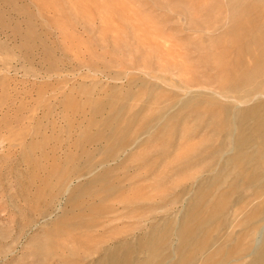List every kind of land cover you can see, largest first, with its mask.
I'll return each instance as SVG.
<instances>
[{
    "label": "rangeland",
    "instance_id": "obj_1",
    "mask_svg": "<svg viewBox=\"0 0 264 264\" xmlns=\"http://www.w3.org/2000/svg\"><path fill=\"white\" fill-rule=\"evenodd\" d=\"M227 13L223 0H0V264H95V261L102 258V248L114 243L112 241L113 237L115 238L114 234L121 236L128 232V235L133 237L138 236L140 231L145 232L148 229L150 223L147 222V218L141 217V219L140 215H149V220L150 218L164 220L167 218L166 214L175 220L181 217L184 207L188 206L192 198L194 178H197L199 172L207 168L208 164L207 166L196 164V167L191 166L193 169L181 166L186 164L185 160L198 154L201 145L202 148L212 146L214 149L213 145L223 141L222 133L217 136V132L214 131L218 127L216 122L205 125L193 118L197 112L204 114L202 116L209 114L211 116L214 112L215 115L217 114L215 109L219 100L213 102L206 96H210L212 92H219V81L224 77L222 75L224 73L221 74L220 70L224 56L219 53V45L221 47L223 44V40H219V22L227 19L229 16ZM177 88L191 90V93L186 95ZM200 90L205 98L203 96L190 100V104H186L184 110L181 109L182 111L179 112L180 108L175 103H179V100H187L189 94H197ZM110 96L115 97L117 101L114 100L111 107L109 102L104 108L103 105ZM100 100L105 102L99 105ZM123 100H126L125 104L126 107L129 106L128 108L122 105ZM205 102L208 104V110L206 105V109L203 108ZM165 103L168 106L165 105L164 108L170 110L168 115L171 116L174 112L176 114L177 119L172 121L175 123L172 126L174 129L177 128L175 130L181 129L179 135H177L179 130L175 132L176 134H172L170 129L172 123L169 122L166 125V130L169 131H164L161 139L144 137L143 146L132 150L122 148L110 159L107 166L96 167L103 161V153H101L102 157L99 155V150L104 143L98 141L102 145L97 142L96 145L94 142L93 145H87L89 140L85 143L84 138L96 134L97 129L99 131L102 129L104 135H107L106 132L109 133L108 127H104L102 116L107 119L109 113L122 106L121 113L124 111V114L121 119H126L125 121L129 123L131 121L130 133L135 129V133L132 135V132L131 135L137 136L136 133L140 130L136 129L137 126L139 128L137 120H141L139 117L143 120L149 117L148 120H151L163 114L164 111L160 109H164L162 107ZM99 106L105 109V113L100 116L97 113L95 116L99 117H95L92 115L93 109H97L94 112H102L98 110ZM108 106L110 109H107ZM190 106H194V109ZM210 107H213L212 114ZM131 111L132 113H128ZM133 111L134 113L138 111L134 114H138L136 119L135 117L132 119ZM126 114L131 115L129 117ZM168 115L166 117H169ZM93 117L98 119L94 118L93 121ZM181 117L189 120L184 119L182 124ZM99 118L102 125L98 124ZM146 119L145 122L148 121ZM132 120L137 122L133 123ZM143 120L138 124L144 125ZM194 121L197 123L195 124ZM93 122L97 123L93 124ZM114 124L113 122L111 125ZM133 124H136V127ZM163 124L167 122H163L162 127ZM91 125H95L92 130L89 129ZM200 128L205 132L201 133ZM82 132L83 137L80 138ZM81 143L82 145L85 143V147L81 148ZM224 143L222 142L221 145L223 144L227 149L228 142ZM75 144L80 148L79 146L76 148ZM202 148L200 152L205 150ZM81 149H86L85 153L81 154ZM92 149L96 152L89 153ZM192 151L194 154H191ZM93 152L95 159L92 158ZM190 154L192 156H189ZM85 157L94 160L93 164H95L89 169L85 168ZM77 159L81 162L77 163ZM120 161H123L122 168L118 169H122L121 171L111 172L108 175L110 179L106 176L107 180L105 178L100 182L97 180V187L92 185L96 177L121 164ZM84 163L86 172L83 169ZM73 164L75 168L81 166L82 173L80 168H78L80 174H76L75 168L72 172L69 168H72ZM66 169L69 170L65 175L63 171ZM213 170L214 168L210 169ZM69 171L74 175L69 174ZM61 173L65 175H63L64 180L61 178ZM86 173L88 176L85 175ZM76 175L83 178H76ZM114 175L122 179L117 180V177L114 179ZM90 176L95 180H90L92 178ZM72 179L80 182L77 184ZM108 181H111L110 187H115V192L112 194L118 201L114 200L112 194L102 192L104 187L101 186L105 184L107 187ZM63 182L70 186L67 193ZM119 183L122 187L118 186ZM73 184L80 188L76 189L78 187L74 186L72 189ZM184 186L191 191L186 192ZM87 187L88 189L93 187L91 188L93 190H85ZM80 189L85 193L78 194ZM94 189H98V192ZM73 190H78L76 195L78 197L74 196ZM181 190L186 192V197L182 198L183 191L176 196ZM89 191H94V194L89 195ZM100 193L104 197L105 194L110 195L109 202L114 200L115 202H112L114 204L108 202V197L107 200L103 199ZM80 194H87L89 197L83 195L81 199ZM69 195L74 200L76 198L80 200L69 201L67 198ZM89 198H92L91 203ZM178 198L185 201H178ZM93 199L96 202L100 201V205L93 204L92 202H95ZM101 199L104 200L102 204ZM171 199L175 202L174 205ZM77 201L79 203L75 205ZM84 201L89 203L84 204ZM134 201L137 203L132 206L139 208L135 209L136 213L128 206L129 209L125 211L126 217L115 220L109 219L111 217L105 214L108 207L114 206L117 209L121 208L123 203L130 204ZM71 202H74L73 209ZM81 204L86 208L83 206L81 209ZM110 204L112 205L107 206ZM74 206H77L75 210ZM158 206L162 207L161 210ZM94 207L96 210L100 207L101 212L97 211L92 215L89 214L90 212L87 213L91 210L94 212ZM157 207L158 211H156ZM65 209L68 213H64ZM79 211L83 214L81 217L78 215ZM96 213L101 216L96 215L97 219L94 217L91 221L89 218L91 216L93 218ZM103 214L108 216H106L107 221ZM174 215L177 217L175 218ZM136 216H139L137 217L139 220ZM76 217L88 218L86 222L95 221L93 224L96 225L95 229L97 227L96 232H93L95 231L93 226V229L88 230L86 227L85 230L84 225L78 224L82 220L77 223ZM100 217L104 218L99 220ZM73 220H76L75 223ZM69 221L73 223V227L75 224L81 226L78 227L81 229L77 228L74 232L75 229L70 227L71 234L58 235L65 232L64 224L67 229ZM98 221L101 226L98 225ZM60 222H62L60 225L64 226L60 228L61 231L55 228L60 226L58 225ZM135 222L137 225L138 223L142 225L135 226ZM53 223L58 226L54 227ZM106 223L107 225L102 226ZM161 225L160 227H164V223ZM168 226L170 229L171 224L169 223ZM52 227L57 230L56 237L53 235L55 233ZM51 228L52 233L48 231ZM81 230L85 231L78 232ZM171 233L169 232L170 241L167 240L168 232H165L166 235L162 238L153 239L168 245L173 240ZM50 239H54L59 244L56 251L48 252L54 246V241ZM37 245L43 246V253ZM144 249L137 255L133 254L131 256L133 260L136 258V260H144L149 257L150 254Z\"/></svg>",
    "mask_w": 264,
    "mask_h": 264
},
{
    "label": "bare ground",
    "instance_id": "obj_2",
    "mask_svg": "<svg viewBox=\"0 0 264 264\" xmlns=\"http://www.w3.org/2000/svg\"><path fill=\"white\" fill-rule=\"evenodd\" d=\"M223 3L225 5L226 12H228L227 14H229L227 19L221 20L219 22V40H223V44H224L223 47H222L223 44L221 45V47L219 45V49H220L219 53H221L224 56V59H222L221 63H220L221 67L220 66L219 67H220V70L222 71L221 74L224 73V74H222V75H224V77L222 78L221 81H219V89H218L219 92L218 93L212 92V94L210 96H208V97L206 96V98L211 99L213 102L219 100V104L217 106V109H215V111L217 112V114H216L217 117H215L216 116L215 112H214V114H212L213 113L212 108L214 107V105H212L213 107L212 108L210 107L212 110V111L210 110V113L212 114L211 116H210V114H209V116H206V115L202 116L204 114H202L201 112H197L195 114V117L194 118L192 117V118L196 121L203 122L205 125H211L212 123L216 122V124H218V127L214 131L217 132V136L222 133V138H223L222 142L223 143L228 142V144L226 145L227 149L223 147V144L221 145L222 142L221 143L219 142L220 146H219V144L213 145V146H215L214 149L212 146L210 148V146L208 147L207 145H206L207 147L202 148V145H201V148L205 149V150H201V152H200L201 148H199L198 154H196L194 156L191 155V154H194L192 151V153L189 155V156H192V158L188 157L189 159L187 161L185 160V163H186L185 165L181 166V164H180L181 167L190 168L191 166L193 167L196 164H200V165L204 164V166H205V164H206V166L208 164V166H207V168L201 167L204 169L199 172L200 174H198L199 176L197 178H194V180H193L194 182L192 184L193 185L192 187H194V190H192V195H191L192 198H191L188 206L184 207L185 209L182 211L181 217L179 219L177 218L178 220H175L172 217L173 215L171 216L172 218H170V216L168 214H166L167 218H164V220L163 219L160 220L159 218H154V220L153 219L151 220L150 217H149L150 218V220H149L148 219L149 215H146V216L140 215V218L141 217L144 219L147 218L146 219V220H148L147 222L150 223V225L148 226V229L145 232L140 231L138 236L136 235L133 237H130L128 235V232L126 234L121 235V236L120 235L118 236L117 233L114 234L115 238H116V236H118V237L116 239L113 237L112 241H114V243L109 244L108 247L105 246V248H102L103 252L102 253L100 252L102 254L101 255L102 258L95 261V264H264V0H223ZM223 9H224V7H223ZM150 80H152V79H150ZM177 89L180 92L181 91L185 92L186 95H187V93H191L190 92L191 90H186L185 88H183V89L177 88ZM192 90H195V89H192ZM202 90H206V89H202ZM202 90H200L197 94H195V93L193 95L189 94V98H187V100H185V101L179 100L180 101L179 103H175L178 106V108H180V110L178 109V111L180 112V111L184 110L183 108L186 106V104L187 105L190 104V100L195 99V98L199 99L200 97H203L204 96L202 94L203 92L201 93ZM207 94L208 93H206V95ZM114 98L115 97L112 98L110 96V98L108 97L107 102L103 101V102H105L103 105L104 108H105L106 104H109V102L111 103V104H109V106L111 107L112 102L115 100ZM156 98H157V96H156ZM156 98H154V99H156ZM203 98H205V96ZM109 99H111V100L113 99V100L111 101ZM179 99H181V98H179ZM101 100H104V99H101ZM101 100H100V102L98 101L99 105H100V103H103V102H101ZM176 100H178V99H176ZM116 101H117V99L115 100V102ZM152 101H154V100H152ZM169 102H171V101H169ZM118 103L122 104L121 102H118ZM125 103H126V100L124 101V103L122 105H124L126 107ZM167 103H168V101H167ZM198 103H199V100H198ZM200 103H202V101H200ZM205 103H204V106L202 104L204 109H206L205 105H206V107L208 105L207 102H205ZM165 105L168 106L165 103L162 108H164ZM97 107H98V105H97ZM110 107L109 108L106 107V108L110 109ZM116 107L118 108V106H116ZM128 107L129 106L127 105L126 108H128ZM190 107H192V106H190ZM199 107H200V105H199ZM99 108H100V106H99ZM104 108L102 107V109L101 108L98 109V110L102 111L101 112L102 114L100 112H94L97 110L96 108H95L96 110L93 109L94 114H92V115L95 116V114H97V113L99 116L104 115L103 114V112L105 113ZM126 108H124V110ZM174 108H175V106H174ZM192 108H191V110H192ZM103 109H104V111H103ZM195 109H197V107ZM122 110H123L122 106H121V108L119 106L118 110H114V112L109 113V117H107V119H105L106 117L103 118V116H102V119H104L103 120L104 121V127H108V130H109V133L108 132L105 133L107 135H104V133L101 132L102 129H101V131H99V129H97V127H96L95 131H96V129L98 131V132H95L96 134H94V135L90 134L91 136H89V134H87L89 137L86 139L84 138L85 141L89 140V143L87 145H90V144L93 145L95 142L98 143V141H102L101 143H104L103 145L99 144L100 142L98 143L99 145H102L100 147V150H99V152H100L99 155L102 156L101 153H103L104 157L102 156L103 161H101L100 163L98 162L99 164L96 165V167L102 168L104 166H107L110 159H112L118 151L122 150V148H128V150H132L135 148L138 149L139 147L143 146L144 137L161 139L160 137L163 135L164 131H167L166 125H168L169 122H170V124L172 123L170 129L172 130L173 135L176 134L178 130L179 131H178L177 135H179V132L181 130V129L175 130L177 128L174 129V126H172L173 124H175L172 121L174 119H177L175 112L172 113L171 116H169L168 111H170V110H168V109L166 110V108H164V109H160L161 111H164L163 114H160V115L152 118L151 120H148L149 117L147 119L145 118L146 121L148 120L147 122L144 121L145 119L143 120L142 118L139 117V119L143 120L145 122V124L142 121V124H144V125L141 126V124H138V123H141V120H137L138 121L137 125H139V128H137L138 126L136 127V124L135 125L133 124V126L136 127V129H138V130L140 129V130L136 133L137 136H132L135 133V129H133V127H132V129L134 131L132 130L133 133L131 132L132 133V135H131L130 126L132 125V123H131V121H130V123H129V121H125L126 119L125 120L121 119L123 117V114H124L123 113L124 111L121 113ZM207 110H208V107H207ZM134 111H133V117L131 116L132 119L134 117L136 119V115H138V114L134 115L135 113L138 112L137 111L134 113ZM175 111L178 112L177 110H175ZM128 113H132V111L128 112ZM194 113H195V111L193 112V114ZM205 113H206V110H205ZM130 115H127V116L130 117ZM139 115L141 116V114H139ZM167 115L169 117H166ZM97 116H95V117H97ZM188 116L191 117L190 115H188ZM95 117H93V119ZM129 117L127 118V120H129ZM100 118H99V120H97L98 124L100 123V120H101ZM137 118H138V116H137ZM95 119H98V118H95ZM95 119L93 121H95ZM184 119H183V117H181L182 124H183ZM186 120H189V118L185 119V121ZM137 121L135 120V122H137ZM180 121H179V123H181ZM111 122L112 123L114 122L115 124L111 125L112 124ZM132 122L135 123L133 120H132ZM163 122H167V124H165V125L163 124L164 126L162 127L161 125ZM187 122H189V121H187ZM95 123H97V122H95ZM95 123L93 122V124H95ZM101 123H102V121H101ZM196 123L197 122H195V124ZM91 124H92V122H91ZM105 125H107V126H105ZM94 126L95 125H93V126L91 125V128L89 127V129L92 130V128ZM204 128H206V127L204 126ZM213 128H212V130H213ZM86 130L89 131L88 129H86ZM205 130H207V128ZM188 131H190V130H188ZM203 131L204 130H202V132L201 131L200 132L203 133ZM92 133H93V131H92ZM81 134L83 135V132L80 133V135ZM82 135L80 136V138L83 137ZM201 136H203V135H201ZM213 136H214V134H213ZM217 136H214V137L218 138ZM164 138H166V137H164ZM209 138H211V137H209ZM171 139H172V137H171ZM87 142L88 141H86L85 143H87ZM92 142H94V143H92ZM202 142L204 144V141H202ZM85 143H84V145H85ZM205 143H207V142H205ZM212 143H214V142H212ZM84 145H82V143H81V145H80L81 148L85 147ZM95 145H96V143H95ZM76 146L78 147L79 145L75 144V147ZM80 146L78 148H80ZM204 146H205V144H204ZM88 149L89 148H87V150ZM81 150H82V152H81V154H82L83 152L85 153L86 149H81ZM92 151L96 152L94 149H92L90 152L89 151L88 152L91 153ZM94 152L92 153V156H93V154H95ZM167 154H168V152H167ZM122 155H123V153H122ZM88 156H91V155L88 154ZM94 156L92 157L93 159H95ZM91 157H89V158L85 157L86 158V166L84 163L83 169H84V166L86 169H89L95 164V163L93 164L94 160L92 161ZM84 160L85 159H83V161ZM76 161H77V163L79 162L78 159ZM122 162L123 161H120L121 164H118L117 166L115 165L114 166L115 168L113 167L114 169L110 168V171L107 170L108 172L106 171L105 173L102 174V176L99 175L100 177L99 176L96 177L95 178L96 180L93 179V176H90V177H92V178H90V180H93V181L95 180V183L91 181L94 184H92L91 182L90 183L92 185L96 186L97 180H99L98 182H100V181H102V178H105L106 176L108 177V175L111 174V172L115 173V172H117V170L119 168H122L121 167V166H123ZM73 165H72V168H69L72 172H74V170H72V169L75 168V165H74V167H73ZM78 166H80V165H78ZM81 166H82V163H81ZM81 166L75 168L77 170V171H75L76 174L78 172H80V170L82 173L83 169H81ZM175 167H176V165H175ZM195 167H194V169H195ZM78 168H80V170ZM199 168L200 167H198V169ZM212 168H214V170L210 171V169H212ZM69 169L64 170L63 173L65 172V175H66V173L68 172ZM86 169H84L85 172L87 171ZM181 169H179V170H181ZM62 170H61V172H62ZM121 170H118V171H121ZM197 171H199V170H197ZM70 173L71 172L69 171V174ZM78 174H80V173H78ZM61 175H62L61 178H63V180H64V177H63L64 174L61 173ZM72 175H74V174H72ZM77 175L75 176L76 178L81 177V176L77 177ZM85 175H87V173ZM85 175H83V176H85ZM83 176L81 178H83ZM116 177H117V180L118 179L120 180V178H121V177L118 178V176L116 175L114 177V179ZM69 178H72V176H70ZM108 179H110V178L108 177ZM60 180H62V179H60ZM87 180H88V178H87ZM105 180H107V179L105 178ZM117 180H116V182H118ZM123 181L125 182L126 180H123ZM73 182H75V181L73 180ZM76 182H77V179H76ZM78 182H80V180ZM78 182H77V184H78ZM88 182H89V180H88ZM109 182H111V181L107 182L108 186H109V187L107 186L108 188L105 186V184H104V186H101L102 183L100 184L101 187H104L103 191H102V189H101V191L103 193H106V194H108V193L114 194L115 187L114 186L110 187L111 183L109 184ZM188 182H189V180H188ZM63 183L65 184V188H66L65 193L69 192L70 186H67L68 180H67V183H65V182H63ZM71 183H72V181H70V184ZM64 184H62V185H64ZM87 184H89V183H87ZM87 184H85V186H88ZM187 184H185V185H187ZM92 185L89 184V186H92ZM114 185L117 186L116 184H114ZM120 185H118V186L122 187V185L121 186ZM123 185H125V183ZM74 186H76V185L73 184L72 189H74ZM127 186H129V185H127ZM76 187H78V185ZM93 187H91V188H93ZM96 187H94V188H96ZM79 188L80 187H78L76 189H79ZM82 188H84V187H82ZM91 188L89 187L90 190H93ZM117 188H116V190H117ZM87 189H88V187L85 190H87ZM63 190H64V188H63ZM97 190L98 189H94V191L98 192ZM99 190H100V188H99ZM184 190H186V192H187L188 188H185V186H184ZM77 191L76 190L72 191V193L75 194L74 196L77 195ZM182 191L183 190H181L179 193L177 192L178 194H176V196H178ZM188 191L190 192L191 190H188ZM81 192H82V190L80 192L78 191V194ZM93 192L89 191V193H90L89 195L94 194ZM118 192L120 193L121 191H118ZM186 192L183 191V193L181 194V195H183V197L181 195H180V197H182V198L186 197L185 196ZM82 193H85V191ZM100 194H99V196H100ZM106 194H105V197L103 194H101V196L104 197L103 199H106L108 196L110 197V195H106ZM113 194H112V196H113ZM70 195L67 197L69 199V201L72 199L70 197ZM83 195H84V197L88 196L87 194L86 195L83 194ZM83 195H81V197H79V198L82 199ZM176 196H174V197H176ZM76 197H78V196H76ZM109 197H108V202L110 200ZM79 198H76V199H79ZM112 198H111V200H112ZM50 199L52 200L53 198H50ZM76 199L74 200V198H73L72 200L76 201ZM103 199H101V204H102V201L104 202ZM175 199L177 201V198H175ZM179 199H181V198H178V201H185V200H179ZM91 200H92V198L90 199V203H91ZM114 200H115V197H114ZM114 200H112L110 202L112 203V202L118 201L117 199L115 201ZM81 201H83V200H81ZM87 201H88V199H87ZM93 201H95V199H93ZM171 201H173V200L171 199ZM66 203H67V201H66ZM72 203H74V202L70 203L72 205L71 208L73 209ZM75 203H77L75 205H78L79 202L77 201ZM83 203L87 204L89 202L84 201ZM92 203L93 204H95V203L99 204L100 201L99 202L95 201ZM134 203H135V201L133 203L131 202L130 204H129V202L127 204L123 203V205L124 204L125 205L124 206L121 205V208H117V209L114 206H113L114 208L108 207L105 214H107L111 217L109 219H115V220H117L116 218L119 219L120 217H123V216L126 217L125 211L129 209L128 206H130V208L133 209L131 211H134V213H136L135 212L136 208L139 209L138 206H136V207L132 206V204H134ZM136 203H137V201H136ZM174 203L175 202L173 201L172 205H174ZM93 204H91V205L94 206ZM105 204H107V203H105ZM112 204H114V203H112ZM112 204L107 205V206H111ZM176 204H179V203H176ZM59 205H58V207H60ZM66 205H68V204H66ZM81 205H79V206H81ZM169 205H171V204H169ZM83 206L85 207V205H82L81 209ZM160 206H163V205H160ZM160 206H158V207L160 208ZM74 207H75L74 208V210H75L77 208V206H74ZM89 207H91L90 204H89ZM95 207H97V206L95 205ZM165 207H164V209H165ZM181 207H183V205H181ZM87 208H88V206H87ZM144 208H146V207H144ZM153 208L155 209V207H153ZM157 208H156V211L159 210V208L158 209ZM161 208H160V210H161ZM88 209L90 210V208H88ZM88 209H85V210H88ZM167 209L169 210V208H167ZM74 210H72V211H74ZM78 210H79V207H78ZM141 210H143V208ZM97 211L101 212L100 207L97 208V210L95 208L94 212L91 210V211H87V213L90 212L89 214L92 215ZM131 211H128V212L133 213ZM153 211H151V212H153ZM179 211L181 212V210H179ZM65 212L68 213L66 211V209H65L64 213ZM83 212H84V209H83ZM174 212H176V211H174ZM178 212H177V215L179 214ZM76 213H78V212H76ZM80 213H81V211H79L78 215L81 217L83 214H80ZM158 214H160V213H158ZM65 215H67V214H65ZM70 215L71 214H69V216ZM73 215H75L74 212H73ZM96 215H97V213L95 215H93V218L91 216L92 219L91 218H89V219L91 221L94 220V217ZM127 215H129V213H127ZM67 216H65V218ZM97 216H101V214L100 215L98 214ZM103 216H104V214H103ZM106 216H104V217H105V220L107 221L108 218H106ZM70 217H72V215ZM104 217H100L98 219L101 220ZM137 217H139V216H136V219H137ZM176 217L177 216H175V218ZM67 218H69V217H67ZM79 218H77V223H78V221H80V220L83 221L85 219L84 217H83L84 219L83 218L79 219ZM62 219H63V217H62ZM62 219H59V220L62 221ZM70 219H72V218H70ZM86 220L88 221V218L85 219L83 222L80 221V223H78L79 225H84L85 230H86V227H88L87 229L89 230V229H93L92 226L93 227L96 226L95 224H93L95 221H93V223H92L90 220H89L90 222H86ZM137 220H139V219H137ZM73 221H74L73 223H75L76 220H73ZM110 221H108V222H110ZM65 222H67V221H65ZM98 222H97L98 225L101 226L100 221H98ZM54 223H56V222H54ZM54 223L52 224V225H54V227L58 226L60 224L62 225V222L58 223V225H55ZM162 223H164V225H163L164 227H160V226H162L161 225ZM169 223L171 224L170 229L168 226ZM72 224L69 221V223H67V229H66V225L64 224L65 232L58 234V235H63L64 233L69 234L70 230H71L69 228L73 227ZM139 224L140 223H138V225ZM61 225L59 227H55V228L60 230V228L64 227ZM103 225L105 226V225H107V223L102 224V226ZM108 225H109V223H108ZM136 225L137 224L135 222V226ZM140 225H142V224H140ZM54 227H52L53 231L55 233L53 235L56 237L57 236L56 235L57 230H55ZM78 227H81V226H76L74 224L73 228L75 229V231L73 229H72V231L76 232V229ZM52 228L50 230H48L51 233H52ZM82 228H84V227H82ZM78 229H81V228H78ZM94 229H95V227H94ZM96 229H97V227H96ZM96 229L93 232H96ZM85 230H81L78 232H82ZM62 231H64V230H62ZM124 232H126V231H124ZM130 232H133V230L132 231L130 230ZM165 232H168L167 240H169V241L171 240V238L169 237V232L170 233L172 232L171 234L173 236V240L171 241L170 244L166 245L164 243L165 245H163L160 242H156L153 239L155 237H159V238L161 237L162 238L163 236L166 235ZM135 233H134V235H135ZM84 234L85 233L83 232L82 235H84ZM130 235H132V234H130ZM55 237H53V238H55ZM52 240L54 241L53 242L54 246H52L48 252L56 251V249H58V247H59L58 246L59 244L54 239H52ZM156 240H157V238H156ZM163 240L162 241L160 240V241L163 242ZM51 241H49V242L51 243ZM41 245H44V244H41ZM41 245H37L38 246L37 248L42 249L43 246L39 247ZM144 248L147 250V253L150 254L149 257H146V259H144V260H142V259L136 260L137 258L133 260V258L131 256L133 254H136V255L139 254V251L143 250ZM41 252L43 253V249ZM48 252H46V253H48ZM101 256H99V257H101Z\"/></svg>",
    "mask_w": 264,
    "mask_h": 264
}]
</instances>
